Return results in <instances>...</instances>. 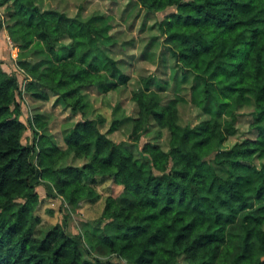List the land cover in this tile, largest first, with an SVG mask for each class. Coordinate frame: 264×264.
I'll return each instance as SVG.
<instances>
[{
    "label": "trees",
    "instance_id": "trees-1",
    "mask_svg": "<svg viewBox=\"0 0 264 264\" xmlns=\"http://www.w3.org/2000/svg\"><path fill=\"white\" fill-rule=\"evenodd\" d=\"M137 1L147 11L175 6L157 25L182 74L192 73L193 102L209 115L181 122V97L150 95L154 80L146 76L131 94L138 108L129 139L115 140L109 132L122 118L112 117L102 130L105 115L88 113L83 90L92 84L107 92L131 77L107 48L105 17L0 0L11 7L6 27L19 42L17 63L30 75L25 89L43 99L56 94L81 115L64 130L63 146L36 112L31 139L23 142L20 82L0 58V264H112L87 256L94 247L126 264H175L179 253L184 264H264V0ZM4 22L0 13V29ZM247 95L257 132L225 146L236 113L226 122L218 115ZM150 120L168 129L167 147L151 139L139 144ZM71 152L85 160L66 161ZM97 174L122 189L105 196L101 213L81 233L63 221L40 237L29 234L40 199L36 185L76 206L100 196Z\"/></svg>",
    "mask_w": 264,
    "mask_h": 264
},
{
    "label": "rangeland",
    "instance_id": "rangeland-1",
    "mask_svg": "<svg viewBox=\"0 0 264 264\" xmlns=\"http://www.w3.org/2000/svg\"><path fill=\"white\" fill-rule=\"evenodd\" d=\"M41 7L52 6L65 10L73 15L81 13L87 16L91 13L99 14L105 17L110 32V39L107 40L109 52L118 58L122 67L130 73V79L127 84L102 92L95 85L83 87L88 104L86 107L90 115L101 112L105 115V120L100 123L102 130H105L112 117L120 116L122 121L117 128L109 132V135L115 140L129 139L128 132L131 127L132 116L137 113V103L132 99L133 89L142 86V78L151 76L154 80L147 92L162 100L168 97L180 96L178 102L181 122L193 123L200 118L206 117V113L200 106L193 102L191 98V85L193 83L192 73L189 71L186 75L182 74V68L178 66L169 52L168 45L165 42L164 34L159 29L157 22L167 12L174 10L175 6L170 5L157 11H147L137 0H36ZM10 7V6H9ZM8 6L0 5V13L5 17L3 27L0 29V58L2 66L17 74L20 82V91L17 96L21 102L20 118L25 122L26 127L22 132L21 139L28 142L31 139L32 131L29 118L36 112H39L46 120V130L51 133L54 139L65 146L63 138L64 130L77 117L79 112H73L69 106L60 102L56 94L50 95L48 99L37 98L25 89V82L30 77L23 67L17 63V53L19 49L18 41L8 32ZM7 26V27H6ZM33 59H39L42 54L31 53ZM159 78L161 84L156 80ZM254 108L253 99L247 95L244 101H233L229 111L218 115L222 122H226L232 112L236 113L235 125L236 131L228 135L223 141V145L229 146L243 137H254L257 130L253 125L252 109ZM148 128L139 138L141 145L146 139L159 142L162 146H168L169 132L166 127H159L154 120H150ZM134 149L135 147L132 146ZM135 152L138 154V152ZM213 154L210 155V157ZM66 161L82 163L85 159L76 157L73 153L65 156ZM253 161L258 163L260 158L253 157ZM172 160H170V163ZM169 163V164H170ZM218 170L225 174L222 167ZM97 180L93 186L100 192L98 198L90 196L81 199L78 205L73 206L60 196H49L46 194V188L43 184L36 185L40 199L34 209L35 217L30 220L29 234L40 237L47 228L55 222H66V228L69 232L79 234L85 226L90 225L91 220L97 218L101 213L104 198L108 193L117 194L122 186L113 182L105 174H97ZM87 256H99L102 259L110 258L112 264L120 262L126 264V261L117 258L116 255H110L106 251H100L92 248V254ZM183 253L176 256L175 264H184ZM128 264V263H127Z\"/></svg>",
    "mask_w": 264,
    "mask_h": 264
}]
</instances>
